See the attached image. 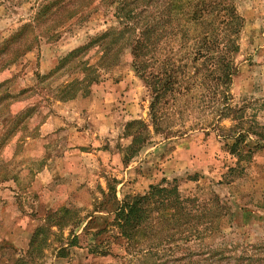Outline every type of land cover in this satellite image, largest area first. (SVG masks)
<instances>
[{"label": "rangeland", "instance_id": "374dc122", "mask_svg": "<svg viewBox=\"0 0 264 264\" xmlns=\"http://www.w3.org/2000/svg\"><path fill=\"white\" fill-rule=\"evenodd\" d=\"M41 1L0 0V44L22 24H33ZM234 2L244 24L228 117L218 119L215 111L194 103L186 107L183 98L172 113L179 121L173 130L183 132L167 136L150 125L142 148L131 154L132 142L123 144L132 138L126 126L132 120L151 123V93L132 67L130 49L118 65L100 70L88 95L61 101L43 85L36 93L0 101V264H127L129 256L90 253L89 235L69 246L72 233L103 228L126 195L143 194L151 184L174 178L185 195L207 199L217 194L234 207L253 210L248 216L236 211L235 222L208 241L232 249L234 257L244 248L252 253L254 246L264 245V222L258 218L264 213L257 206L264 202V0ZM117 25L112 12L99 5L53 30L54 36L36 31L34 47L0 71V84L9 82L0 95L35 85L37 75L48 73L69 51ZM32 35L28 29L23 40ZM70 77L57 75L49 86ZM27 110L33 111L30 116ZM239 131L245 136L238 138ZM59 208L72 211L66 224L45 225ZM40 225L48 227V238L31 258L27 250Z\"/></svg>", "mask_w": 264, "mask_h": 264}, {"label": "trees", "instance_id": "16d2710c", "mask_svg": "<svg viewBox=\"0 0 264 264\" xmlns=\"http://www.w3.org/2000/svg\"><path fill=\"white\" fill-rule=\"evenodd\" d=\"M99 5L112 12L117 26L69 51L48 73L38 74L35 85L16 94L8 90L0 95V101L36 93L39 87L45 86L61 101L88 95L92 85L100 80V70L118 65L123 52L130 49L132 67L151 93V123L132 120L126 126L128 135L133 138L129 145L131 154L142 148L150 125L167 136L183 132L174 131L172 126L166 131L163 125V121L169 119L167 109L175 107L183 98L186 107L194 103L203 105V109H212L218 119L229 116L233 110L229 91L238 72L235 57L244 24L234 0H42L37 4L33 24H22L0 44V71L31 50L39 33L58 30L88 8ZM41 21L46 22L45 27L40 25ZM28 29L33 35L23 40ZM63 74L72 77L57 86H49L51 80ZM7 83H1L0 89ZM28 110L26 115L30 116L33 111ZM134 129L137 135H133ZM188 130L185 128L184 134ZM242 136L244 133L239 131L237 137ZM238 143H233V152ZM112 196L116 198V194ZM257 206L264 213V202ZM236 211L248 216L253 210L240 205L234 207L217 194L207 199L185 195L177 179H164L151 184L143 194L126 195L117 202L113 217L103 228L94 232L85 228L79 234L73 232L69 246H78L81 239L89 235L86 246L90 253L129 256L131 260L127 264L131 261L137 262L133 264H224L227 259L235 260L231 264H264V245L254 246L252 253L244 248L234 257L229 253L232 249L208 241L235 222ZM71 213L69 208L53 210L46 217L45 225L62 228ZM258 218L264 222V216ZM47 226L35 229L27 250L31 258L47 241Z\"/></svg>", "mask_w": 264, "mask_h": 264}, {"label": "clouds", "instance_id": "9594fccd", "mask_svg": "<svg viewBox=\"0 0 264 264\" xmlns=\"http://www.w3.org/2000/svg\"><path fill=\"white\" fill-rule=\"evenodd\" d=\"M154 70H157V69H149V71H154ZM181 105H182V101L178 102L175 107H172V108L167 109V111H169V119L163 121V123L165 124V130L166 131L172 125L179 126V121L177 120V118L175 116L171 115V113L174 112L176 110V108L181 107ZM202 107H203V105H202ZM133 135H137V132H136L135 129L133 130ZM131 142H132V138L129 137L127 140H125L123 142V144L125 146H127ZM121 154H123V152H121Z\"/></svg>", "mask_w": 264, "mask_h": 264}]
</instances>
